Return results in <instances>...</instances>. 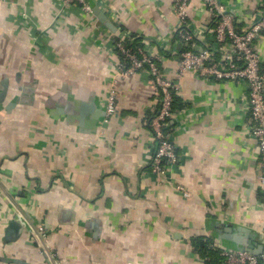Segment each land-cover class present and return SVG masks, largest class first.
<instances>
[{"label": "crops", "instance_id": "1", "mask_svg": "<svg viewBox=\"0 0 264 264\" xmlns=\"http://www.w3.org/2000/svg\"><path fill=\"white\" fill-rule=\"evenodd\" d=\"M220 1L239 31L264 10V0ZM89 2L91 14L63 0H0V264H50L28 224L49 231L65 264H223L222 249H236L223 227L264 238L247 84L186 72L168 128L179 160L154 174L158 100L146 72L115 84L105 121L112 40L124 30L175 78L184 47L174 0ZM188 24L196 51H217L203 0H191ZM257 47L264 74V34ZM230 51L227 42L216 60ZM199 238L213 255L194 252Z\"/></svg>", "mask_w": 264, "mask_h": 264}, {"label": "built area", "instance_id": "2", "mask_svg": "<svg viewBox=\"0 0 264 264\" xmlns=\"http://www.w3.org/2000/svg\"><path fill=\"white\" fill-rule=\"evenodd\" d=\"M191 0H174V10L179 20L177 32L184 50L180 52L181 61L175 78H168L161 71L163 54L150 52L148 49L133 48L126 40L127 32L119 31L116 40H112V49L118 55L114 63L113 85L109 89L105 104V121L117 111V92L115 84L137 72H146L155 87L157 109L148 118L156 149L151 160V171L154 174H165L167 164L176 165L178 154L168 128L174 115L175 98L182 89L180 81L188 71L200 75H211L219 80L231 79L244 81L249 89L248 107L250 112V133L257 140L260 162L258 164V187L264 201V74L261 71V55L257 41L264 34V10L259 18L252 21L244 30H237L234 18L226 13L220 0H203L208 11L216 20L217 51H196L194 41L196 33L188 24V10ZM80 4L86 14L92 13L89 0H63V6L71 7ZM230 42L231 51L223 55L222 60L215 58L224 45ZM179 191L189 195L183 186ZM32 239L48 257L50 264H65L53 251L49 243V231L44 226L34 227L28 224ZM223 264H264V255L255 256L246 250L222 249Z\"/></svg>", "mask_w": 264, "mask_h": 264}, {"label": "water", "instance_id": "3", "mask_svg": "<svg viewBox=\"0 0 264 264\" xmlns=\"http://www.w3.org/2000/svg\"><path fill=\"white\" fill-rule=\"evenodd\" d=\"M102 17V16H101ZM109 27H113V24L106 18L105 15L101 18ZM224 232L222 239L233 242L236 249L246 250L255 256L264 255V238L263 235H259L258 241L255 239V235L246 228H237L227 225L223 227Z\"/></svg>", "mask_w": 264, "mask_h": 264}, {"label": "trees", "instance_id": "4", "mask_svg": "<svg viewBox=\"0 0 264 264\" xmlns=\"http://www.w3.org/2000/svg\"><path fill=\"white\" fill-rule=\"evenodd\" d=\"M126 42L132 47L133 45L129 43V40H126ZM135 46V45H134ZM210 246V240H203L201 238L194 240L192 242V248L194 249V252L198 253L202 257L205 256L206 254H211L213 255L214 252L209 249Z\"/></svg>", "mask_w": 264, "mask_h": 264}]
</instances>
